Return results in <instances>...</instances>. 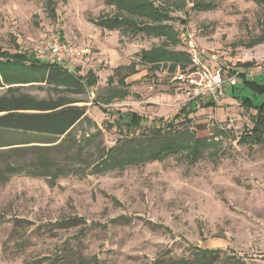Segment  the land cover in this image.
I'll return each instance as SVG.
<instances>
[{
    "label": "rangeland",
    "instance_id": "374dc122",
    "mask_svg": "<svg viewBox=\"0 0 264 264\" xmlns=\"http://www.w3.org/2000/svg\"><path fill=\"white\" fill-rule=\"evenodd\" d=\"M55 1L52 14L46 0H0V51L26 52L48 61L45 46L54 33L87 50L72 63L82 75L93 70L98 78L85 93L75 96L84 100L80 104L86 106L91 120L76 126L79 143L95 135V140L108 148L120 137L116 128H106L112 116L100 108L137 110L150 119L167 118L187 101L167 67L152 71L145 66L139 67L142 72L132 82L129 96L104 104L106 80L113 71L101 51H115L136 60L135 53L158 45L160 39L143 32L97 26L96 20L116 12L104 0ZM197 2H209L212 8L199 10L194 6ZM156 3L168 8L171 17L137 21L167 24L178 32V38L182 28H190L224 69L238 70L239 63L249 60L247 54L255 49L248 45L257 37L264 38V1ZM174 48L184 51L180 40ZM23 86L40 97L50 91L49 85L36 82ZM225 98L209 108L197 107L191 115L195 136L210 140L195 163L178 154L81 177H60L54 185L26 173L0 184V264H23L25 259L50 254L65 243L84 259L94 257L101 264H150L160 255L191 257V246L222 249V262L237 258L245 264H264V143L237 142L252 126L255 110L244 109L236 98ZM94 145L90 146L92 151ZM54 155L62 156L60 152ZM85 170L89 172L91 167ZM70 215L86 220L84 233L81 225L56 226ZM15 218L26 220L24 228L18 227L22 239L12 234Z\"/></svg>",
    "mask_w": 264,
    "mask_h": 264
},
{
    "label": "trees",
    "instance_id": "16d2710c",
    "mask_svg": "<svg viewBox=\"0 0 264 264\" xmlns=\"http://www.w3.org/2000/svg\"><path fill=\"white\" fill-rule=\"evenodd\" d=\"M261 4L264 0H253ZM50 13L56 9L55 0H46ZM113 6L116 12L109 17H102L94 23L109 31L130 30L143 32L148 36L160 39L158 45L142 49L135 53L138 60L128 65L113 69L107 78L104 104L109 105L115 99H124L129 95V84L125 79L134 74L136 65H148L156 71L167 67L173 73L177 67L186 69L189 60L184 51L175 50L179 43L178 32L167 24H146L142 20L161 21L171 17L170 10L157 5L156 0H104ZM194 6L199 10L212 8L209 2H197ZM264 43L263 37L254 39L248 47ZM249 63L242 64L246 67ZM261 82L248 80L238 72L242 86L252 95H264V76ZM237 78V79H238ZM98 78L89 70L86 74H78L75 70L54 63H43L26 52L9 53L0 51V184L11 176L26 173L46 178L49 185H54L60 177L95 174L115 167L122 169L130 164H145L152 161H163L166 158L181 154L188 163H195L204 148L209 145L207 137L195 136L191 115L197 107H211L215 103L209 98H197L186 101L172 116L149 118L134 110L100 108L105 114L112 116L106 122V128H116L120 137L111 147L102 146L94 136L79 143L75 136L76 126L84 120L89 121L84 102L73 95H82L87 87L94 85ZM31 82H46L50 85L55 97L37 98L22 90L21 85ZM232 97L239 100L246 109H254L252 126L246 128L238 138V143H264V109L262 104L254 103L249 95H242L237 83L230 86ZM97 142V143H96ZM95 144L94 150L90 147ZM60 152L61 157L54 155ZM184 153V154H182ZM84 167L81 168L80 167ZM91 167L89 172L85 168ZM114 202L116 198L110 196ZM26 220L15 218L13 236L22 239L18 227L24 228ZM81 225L86 229V220L78 215H70L60 219L56 226L69 228ZM159 227L170 229L162 224ZM17 242V241H15ZM223 250L191 246V257L178 259L158 256L150 264H221ZM224 264H245L237 258H230ZM23 264H101L96 258L84 259L74 247L65 243L61 249L25 259Z\"/></svg>",
    "mask_w": 264,
    "mask_h": 264
},
{
    "label": "built area",
    "instance_id": "2783aa9c",
    "mask_svg": "<svg viewBox=\"0 0 264 264\" xmlns=\"http://www.w3.org/2000/svg\"><path fill=\"white\" fill-rule=\"evenodd\" d=\"M179 40L184 45L189 65L186 69L177 68L173 72V80L180 85V89L188 100L210 98L217 102L222 96L225 84L237 83L238 71L224 69L216 64L215 54H209L203 48L190 28H182ZM45 50L48 56L57 62L70 65L87 53L82 46L70 40H61L58 34H51Z\"/></svg>",
    "mask_w": 264,
    "mask_h": 264
},
{
    "label": "crops",
    "instance_id": "0c3cea01",
    "mask_svg": "<svg viewBox=\"0 0 264 264\" xmlns=\"http://www.w3.org/2000/svg\"><path fill=\"white\" fill-rule=\"evenodd\" d=\"M255 46V49H254V51H249V53L247 54V56H249L250 58H248L249 60H243V61H241L240 63H239V67L240 68H238V72L239 73H242V74H244V77L246 78V79H248V80H252V81H255V82H261L262 81V76H264V44L263 43H259V44H257V45H254ZM253 46V47H254ZM144 49H149V48H144ZM175 49V48H174ZM176 50V49H175ZM185 52V51H184ZM101 54L102 55H104V56H106L107 57V59H109L108 60V62H109V64H108V69H111L112 71H113V69L114 68H116V67H118V66H122V65H128V64H130V62L133 60V59H135V58H130V57H128L127 55L125 56V57H122V54H118V53H116L115 51H112V52H110V53H108V52H106V51H101ZM124 54V53H123ZM253 59L254 60H256L257 62L254 64V61H253ZM136 60H138V58H136ZM259 60L260 61H262L261 63L259 62ZM43 63H47V62H54V63H57V64H59V65H61V66H63V67H65V68H67L68 70H75V71H77V73L78 74H81L80 73V70H78L79 69V67H73L72 65V63L70 64V65H67V64H65V63H61V62H57L56 60H54V59H52V58H50V60H48V61H43V60H41ZM246 63H249L250 65H247L246 67H244V66H242V64H246ZM255 65V66H254ZM145 66H148V65H145V64H138V65H136V72L134 73V74H132V75H129L126 79H125V82L126 83H128L129 84V87H128V90H129V88L132 86V82H134V81H137V79H138V74H140L141 72H139V67H145ZM149 67V66H148ZM177 68H179V67H177ZM176 68V69H177ZM150 69V68H149ZM256 70L257 72H255V73H253L252 72V70ZM89 71V70H88ZM87 71V72H88ZM92 71V70H91ZM86 72V73H87ZM94 72V71H93ZM85 73V74H86ZM95 73V75H96V72H94ZM82 75V74H81ZM110 75H112V74H110ZM110 75H108V76H110ZM97 76V75H96ZM242 81H241V78H238L237 79V89H238V91H240L241 92V94L242 95H249V97L250 98H252V100L254 101V103H257V104H262L263 105V109H264V100H262V99H260V97H262V95L263 94H257V95H252V93L251 92H249L248 90H246L243 86H242V83H241ZM37 84H46V85H49V90L50 91H48V93H47V95L46 96H43V97H40V96H36V95H34V94H32V93H30V92H28V91H26L25 89H24V87L25 86H23L22 84H17V85H21V86H23L22 87V90L23 91H25V92H27V93H29V94H31L32 96H35V97H37V98H44V97H47L48 96V94H50L51 96H53V97H55V95H54V93L51 91V87H52V85H50V84H48V83H46V82H37ZM107 85V84H106ZM40 86V85H39ZM230 86L231 85H229V84H225V87H224V94H223V96H226V98L225 99H235L234 97H231L232 95H231V90H230ZM4 91V89H0V92H3ZM129 95H130V93H129ZM128 95V96H129ZM76 95H73V97H75ZM264 96V95H263ZM77 98V97H76ZM222 98V97H221ZM210 99V98H209ZM80 103H82V102H77V103H75V105H78V106H81L82 104H80ZM203 108H209V107H203ZM254 110V109H253Z\"/></svg>",
    "mask_w": 264,
    "mask_h": 264
}]
</instances>
